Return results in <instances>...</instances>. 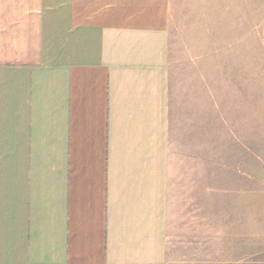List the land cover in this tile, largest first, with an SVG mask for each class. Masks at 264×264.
Instances as JSON below:
<instances>
[{
    "label": "crops",
    "instance_id": "0c3cea01",
    "mask_svg": "<svg viewBox=\"0 0 264 264\" xmlns=\"http://www.w3.org/2000/svg\"><path fill=\"white\" fill-rule=\"evenodd\" d=\"M212 6L0 0V264H264L225 260L257 189Z\"/></svg>",
    "mask_w": 264,
    "mask_h": 264
},
{
    "label": "rangeland",
    "instance_id": "374dc122",
    "mask_svg": "<svg viewBox=\"0 0 264 264\" xmlns=\"http://www.w3.org/2000/svg\"><path fill=\"white\" fill-rule=\"evenodd\" d=\"M214 3L224 12L218 24L220 47L225 52L217 58L226 65V75L230 63L241 61V83L247 91L242 101L247 132L241 134L242 139H246L247 150L226 148L227 175L237 178L238 186L240 183L247 188L249 185L244 184L245 180L241 182V175L236 171L246 172L256 179L252 188L257 189L256 195L243 194L236 199L227 196V204L238 205L236 212H226L227 241L235 237L239 241L226 242L225 260L261 263L264 262V0H199V8L211 14ZM213 23L211 16L214 26ZM211 43L215 44L211 40L208 45ZM239 46L241 49L237 51ZM229 86L226 83L227 90ZM209 153L212 155V148ZM227 181L232 183L233 179ZM233 213L236 221H233ZM233 222L235 226L232 227Z\"/></svg>",
    "mask_w": 264,
    "mask_h": 264
}]
</instances>
